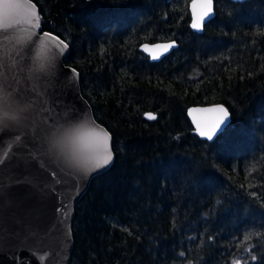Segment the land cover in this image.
<instances>
[{
  "label": "trees",
  "instance_id": "16d2710c",
  "mask_svg": "<svg viewBox=\"0 0 264 264\" xmlns=\"http://www.w3.org/2000/svg\"><path fill=\"white\" fill-rule=\"evenodd\" d=\"M31 1L115 156L76 204L69 264H264V0H215L202 34L191 0ZM169 40L160 62L139 51ZM216 103L231 121L210 142L187 110Z\"/></svg>",
  "mask_w": 264,
  "mask_h": 264
},
{
  "label": "water",
  "instance_id": "95a60500",
  "mask_svg": "<svg viewBox=\"0 0 264 264\" xmlns=\"http://www.w3.org/2000/svg\"><path fill=\"white\" fill-rule=\"evenodd\" d=\"M204 2L197 0L198 5ZM192 3L193 0L189 3L190 28L202 34L215 18V0L200 29L191 27ZM31 5L39 15L33 1ZM202 10L197 8V12ZM42 23L44 19L40 18L38 29L22 23L0 28V90L7 98V103L0 101V104L12 115L22 111L18 121L9 119L0 128V161H3L0 163V264H69L76 204L88 191L93 178L109 170L115 160L114 156L110 164L95 170L82 169L69 163L53 146L60 131L71 127L85 125L110 133L95 119L82 95L78 71L66 63L70 53L68 44L64 42L67 44L64 48L52 39L58 36L42 32ZM172 42L174 46L167 52L155 48ZM145 45L152 51H145ZM177 47L176 40L145 42L139 51L151 62H160ZM153 52L158 58L153 59ZM219 107L228 112L225 123L213 139L200 136L194 117L213 119L218 113L203 110ZM149 113L145 114L147 119ZM187 114L195 133L210 142L231 121V114L222 103L193 105ZM94 142L92 137L86 140L89 144ZM110 147L112 150V138Z\"/></svg>",
  "mask_w": 264,
  "mask_h": 264
},
{
  "label": "snow or ice",
  "instance_id": "6c2138e0",
  "mask_svg": "<svg viewBox=\"0 0 264 264\" xmlns=\"http://www.w3.org/2000/svg\"><path fill=\"white\" fill-rule=\"evenodd\" d=\"M30 3L31 0H0V28L7 29L14 24L22 23L30 28L38 29L40 18L38 12L35 11L34 5L30 6ZM198 7L204 10L197 12ZM192 9L193 21L191 27L193 29H200L204 17L212 11V0H205L203 5H198L197 0H193ZM52 39L59 41V44L63 45L64 48L67 47V44L64 41H60L58 37H52ZM173 46L174 42L155 45V48L167 52ZM144 47L145 51H152L147 45ZM41 53H43V47L41 48ZM156 58H158V54L153 52V59ZM195 111L193 110V112ZM203 111L218 113L215 118L210 120H201L194 117L199 135L211 140L217 130L221 128V125L225 123L228 112L223 107L205 109ZM148 118L155 119V116L149 113ZM4 123L3 120H0V128H2ZM89 137L94 138L95 142L91 144L86 143ZM110 140L111 137L106 131L80 125L79 127H71L60 131L59 137L56 139L55 147L74 166L87 170H95L110 164L114 159V154L110 147ZM0 163H3V161H0ZM252 259L255 260L256 257L253 256ZM234 264H237V262H234Z\"/></svg>",
  "mask_w": 264,
  "mask_h": 264
},
{
  "label": "clouds",
  "instance_id": "9594fccd",
  "mask_svg": "<svg viewBox=\"0 0 264 264\" xmlns=\"http://www.w3.org/2000/svg\"><path fill=\"white\" fill-rule=\"evenodd\" d=\"M0 101L7 103L6 94L4 91L0 90ZM22 116V111H17L15 115H12L8 108L0 104V120L4 122L12 119L14 121H18ZM53 146H56V139L53 140Z\"/></svg>",
  "mask_w": 264,
  "mask_h": 264
}]
</instances>
